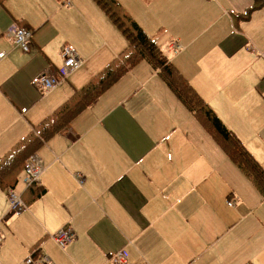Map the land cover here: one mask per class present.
Returning a JSON list of instances; mask_svg holds the SVG:
<instances>
[{
    "label": "crops",
    "instance_id": "obj_1",
    "mask_svg": "<svg viewBox=\"0 0 264 264\" xmlns=\"http://www.w3.org/2000/svg\"><path fill=\"white\" fill-rule=\"evenodd\" d=\"M118 1L264 168V0ZM13 24L33 31L29 52ZM113 25L94 0H0V158L120 53ZM65 47L81 64L44 92ZM135 67L36 150L42 193L16 186L23 213L0 190V264H113L122 250L126 264H264L261 196L150 65ZM63 227L76 238L60 248Z\"/></svg>",
    "mask_w": 264,
    "mask_h": 264
},
{
    "label": "trees",
    "instance_id": "obj_2",
    "mask_svg": "<svg viewBox=\"0 0 264 264\" xmlns=\"http://www.w3.org/2000/svg\"><path fill=\"white\" fill-rule=\"evenodd\" d=\"M94 1L127 40L128 45L86 84L76 89L51 116L33 126L0 158V190H6L9 199L10 191H14L22 179V184L30 197L41 194L39 177L37 181H32L29 185L25 182V160L34 155L36 150L55 133L68 127L79 112L96 101L122 76L144 61L162 79L178 101L192 113L196 121L207 130L216 144L248 179L264 201L263 166L225 126L214 110L208 106V103L198 95L189 81L168 59L167 53L143 30L118 0ZM249 14L250 10L244 13L245 16ZM23 172H25V176H23ZM20 173L22 176L18 178ZM25 204L27 206L26 202Z\"/></svg>",
    "mask_w": 264,
    "mask_h": 264
},
{
    "label": "built area",
    "instance_id": "obj_3",
    "mask_svg": "<svg viewBox=\"0 0 264 264\" xmlns=\"http://www.w3.org/2000/svg\"><path fill=\"white\" fill-rule=\"evenodd\" d=\"M7 34L12 38L13 43L19 47L22 52H29V47L32 41V31L28 28L22 27L17 24H13L7 29ZM176 51L180 50L179 46L173 47ZM81 64V58L70 48L65 47L62 54V63L58 69L45 71L37 82L38 88H41L44 92H48L55 87L60 77H67ZM24 169L26 172L25 182L29 185L32 181H37L39 174L42 170L39 159L32 155L25 161ZM9 205L10 213L17 214L26 209V204L14 191L9 193ZM229 206L233 205V202H228ZM54 241L60 248H64L70 242L74 241L76 236L74 233L63 227L53 235ZM4 239L3 232L0 230V243ZM113 264H126L127 252L122 250L117 254L111 256ZM25 264H53V262L44 254H30L24 260Z\"/></svg>",
    "mask_w": 264,
    "mask_h": 264
},
{
    "label": "rangeland",
    "instance_id": "obj_4",
    "mask_svg": "<svg viewBox=\"0 0 264 264\" xmlns=\"http://www.w3.org/2000/svg\"><path fill=\"white\" fill-rule=\"evenodd\" d=\"M97 4V3H96ZM126 9V8H125ZM126 11H127V9H126ZM128 12V11H127ZM129 13V12H128ZM130 14V13H129ZM131 15V14H130ZM133 18H134V15L132 14L131 15ZM135 19V18H134ZM139 21H137V20ZM135 19V21L139 24V23H141V20L140 19H138V18H136ZM140 25V24H139ZM141 26V25H140ZM142 27V26H141ZM112 30H113V34H114V32H115V30H116V32H117V36H120L119 35V33H118V29L117 28H115L114 27V25L112 26ZM178 33L180 32V30H176ZM33 32V31H32ZM120 32V31H119ZM121 34V33H120ZM122 35V34H121ZM150 36H152V35H150ZM176 36H177V34H176ZM153 39L154 40H156V36H154L153 37ZM117 45H118V47H120V50H119V52H121L122 50H124L126 47H127V45H128V43H127V40L123 37V36H121V37H118V39H117ZM17 48V47H16ZM17 49H19V48H17ZM164 49L166 50V46L164 47ZM21 52H22V50L21 49H19ZM118 52V53H119ZM79 68V67H78ZM77 68V69H78ZM136 71L141 75V74H143V69H142V62H140V63H138L137 65H136ZM77 69H75V70H77ZM74 70V71H75ZM73 71V72H74ZM129 76H130V73L129 74H126V76L123 78V82H126V89H127V87L129 86V84L131 83V81L129 80ZM159 77V76H158ZM160 78V77H159ZM191 84V83H190ZM58 85V84H57ZM56 85V86H57ZM192 85V84H191ZM55 86V87H56ZM54 87V88H55ZM192 87H193V85H192ZM53 88V89H54ZM194 88V87H193ZM196 88V90H197V92H198V95L200 96V97H202L201 96V94H200V91H199V89L197 88V87H195ZM194 88V89H195ZM203 98V97H202ZM204 99V98H203ZM206 101V100H205ZM179 103V102H178ZM140 104H142V103H137V104H135V106L136 107H139L140 106ZM150 105V104H149ZM148 105V106H149ZM151 106V105H150ZM178 112L181 114V106L178 108ZM191 116H192V113H191ZM193 117V116H192ZM193 119L196 121V119L193 117ZM197 122V121H196ZM223 122V121H222ZM198 123V122H197ZM224 123V122H223ZM199 124V123H198ZM225 124V123H224ZM225 126L228 128V126L225 124ZM229 129V128H228ZM230 130V129H229ZM204 131H206V133L208 134V137L211 139L212 137L210 136V134L207 132V130H204ZM231 132H232V130H230ZM160 132V131H159ZM159 135H160V133L158 134V136L157 137H159ZM31 156H29V158H30ZM27 160V159H26ZM25 160V161H26ZM41 172H42V170H41ZM41 172H40V174H39V177H40V175H41ZM23 176H25V172H23ZM22 183H23V180L21 179V181H19V183L17 184L18 185V188L20 187V185H22ZM17 190V189H16ZM24 211H22V212H20V213H18V214H21V213H23ZM2 231V230H1ZM56 233V232H55ZM54 233V234H55ZM3 235H4V233H3ZM55 242V241H54ZM25 264V263H24Z\"/></svg>",
    "mask_w": 264,
    "mask_h": 264
}]
</instances>
